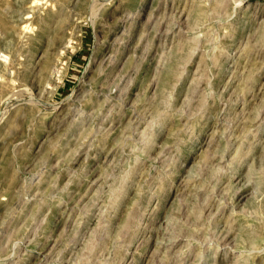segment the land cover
I'll return each instance as SVG.
<instances>
[{
  "label": "rangeland",
  "instance_id": "1",
  "mask_svg": "<svg viewBox=\"0 0 264 264\" xmlns=\"http://www.w3.org/2000/svg\"><path fill=\"white\" fill-rule=\"evenodd\" d=\"M0 264H264V0H0Z\"/></svg>",
  "mask_w": 264,
  "mask_h": 264
}]
</instances>
